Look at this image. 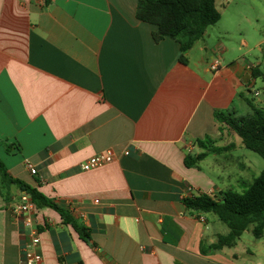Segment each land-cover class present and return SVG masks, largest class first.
Masks as SVG:
<instances>
[{"label": "crops", "instance_id": "0c3cea01", "mask_svg": "<svg viewBox=\"0 0 264 264\" xmlns=\"http://www.w3.org/2000/svg\"><path fill=\"white\" fill-rule=\"evenodd\" d=\"M236 3L215 0L220 19L182 63L176 40L155 41L156 26L135 17L137 0H0V159L91 230L87 243L55 210L37 208L44 264H264V235L248 228L232 245L209 249L228 227L181 200L242 192L264 169L214 118L216 109L248 113L243 96L259 74L243 57L224 60L230 48L220 35L233 28H210L231 10L247 46L240 23L256 18ZM205 137L223 149L186 166V154L207 150L198 144ZM106 148L113 161L81 169ZM10 193L0 194V264H21L27 231L12 213L20 191L11 185Z\"/></svg>", "mask_w": 264, "mask_h": 264}, {"label": "trees", "instance_id": "16d2710c", "mask_svg": "<svg viewBox=\"0 0 264 264\" xmlns=\"http://www.w3.org/2000/svg\"><path fill=\"white\" fill-rule=\"evenodd\" d=\"M44 2L48 3L49 0ZM135 17L156 26L152 32L155 41L165 36L176 40L179 44L178 59L182 63H187L185 53L195 41L204 36L209 26L218 22L221 14L216 8L215 0H137ZM243 97L250 109L248 113L240 114L233 108L216 109L214 118L235 133L245 148L264 158V108L256 106L249 98ZM207 139L205 137L204 141L199 140L198 144L207 147L205 141L210 142ZM4 145L9 152L11 144L4 142ZM222 149L212 146L196 155L186 154L184 164L188 167L196 166L208 152ZM11 185L17 187L20 192L28 193L36 209L52 208L59 214L63 223L69 224L74 229L79 238L87 243L91 241L89 226L38 188L13 177L0 159V194L5 200L12 198ZM181 200L188 210L198 213L212 212L228 227V233L218 236L217 241L208 246L209 249L232 245L248 228L256 238L264 235V169L253 177L242 192L229 189L222 191L220 197L201 192L183 197Z\"/></svg>", "mask_w": 264, "mask_h": 264}, {"label": "rangeland", "instance_id": "374dc122", "mask_svg": "<svg viewBox=\"0 0 264 264\" xmlns=\"http://www.w3.org/2000/svg\"><path fill=\"white\" fill-rule=\"evenodd\" d=\"M239 0H229L231 5L230 9H233L234 5H237ZM244 1L246 11L255 16L256 20L252 24L246 23L242 21L240 26L243 27L244 30V37L247 41V46H242L239 43V36L237 33V23H235V19H233L231 10L229 12L223 13V19L216 25L210 27L212 32L221 25H225L233 28L236 32L233 33V36L221 34L220 38L228 43L230 50H227L223 53V57L225 61L232 60L238 57H243L247 62L254 64L257 66L259 74L256 75L255 81L253 84V91L258 89L260 94L255 96L253 91L246 92V96L253 101L257 106L264 108V0H241ZM249 6V7H247ZM219 8H221L218 5ZM216 38L214 41L209 45L212 47L215 44ZM237 109L239 112L243 111L244 108L240 106L239 100L237 101ZM244 103V101H243ZM245 105V103H244ZM246 109V107H245ZM249 111V107H248ZM226 127V126H224ZM236 135V134H235ZM237 137V136H236ZM243 151L246 152L243 156L244 159L251 158L253 161L259 160L261 163H264V158L258 155L256 152L249 150L243 146Z\"/></svg>", "mask_w": 264, "mask_h": 264}, {"label": "built area", "instance_id": "2783aa9c", "mask_svg": "<svg viewBox=\"0 0 264 264\" xmlns=\"http://www.w3.org/2000/svg\"><path fill=\"white\" fill-rule=\"evenodd\" d=\"M220 64L221 60L218 55L211 57L210 69L216 70ZM253 94L255 96L259 95V91L255 89ZM121 153L128 155L130 151L128 148H124ZM115 156L116 153L112 148H106L86 158L81 162L80 167L82 170L96 168L113 161ZM26 165L31 173H36V169L31 163L27 162ZM35 212L36 208L29 194L21 191L16 203L12 206V213L15 217L19 218L23 230L25 229L27 231L24 234L27 238L20 246L21 264H44L43 257L38 251L40 236L35 220Z\"/></svg>", "mask_w": 264, "mask_h": 264}]
</instances>
